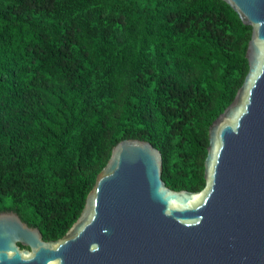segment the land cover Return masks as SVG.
<instances>
[{"label":"trees","instance_id":"trees-1","mask_svg":"<svg viewBox=\"0 0 264 264\" xmlns=\"http://www.w3.org/2000/svg\"><path fill=\"white\" fill-rule=\"evenodd\" d=\"M251 30L223 0H0V208L61 238L129 138L167 187L201 190Z\"/></svg>","mask_w":264,"mask_h":264},{"label":"water","instance_id":"water-1","mask_svg":"<svg viewBox=\"0 0 264 264\" xmlns=\"http://www.w3.org/2000/svg\"><path fill=\"white\" fill-rule=\"evenodd\" d=\"M223 1L252 28L248 71L208 128L204 187L170 189L156 147L120 140L61 238L0 212V264H264V0Z\"/></svg>","mask_w":264,"mask_h":264},{"label":"flooded vegetation","instance_id":"flooded-vegetation-1","mask_svg":"<svg viewBox=\"0 0 264 264\" xmlns=\"http://www.w3.org/2000/svg\"><path fill=\"white\" fill-rule=\"evenodd\" d=\"M4 211H11V210H9L8 208H0V212H4Z\"/></svg>","mask_w":264,"mask_h":264}]
</instances>
